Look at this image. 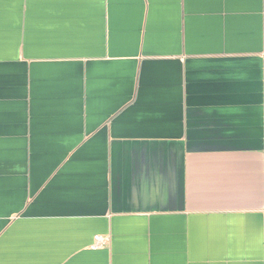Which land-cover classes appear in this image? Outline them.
<instances>
[{"label": "crops", "instance_id": "crops-1", "mask_svg": "<svg viewBox=\"0 0 264 264\" xmlns=\"http://www.w3.org/2000/svg\"><path fill=\"white\" fill-rule=\"evenodd\" d=\"M0 264H264V0H0Z\"/></svg>", "mask_w": 264, "mask_h": 264}, {"label": "built area", "instance_id": "built-area-1", "mask_svg": "<svg viewBox=\"0 0 264 264\" xmlns=\"http://www.w3.org/2000/svg\"><path fill=\"white\" fill-rule=\"evenodd\" d=\"M110 241L109 236L98 234L94 238V243L92 244L93 248L103 247L105 244H108Z\"/></svg>", "mask_w": 264, "mask_h": 264}]
</instances>
